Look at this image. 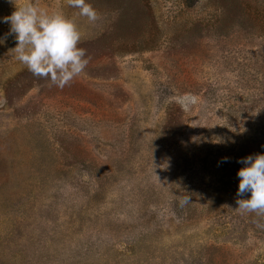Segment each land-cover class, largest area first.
I'll list each match as a JSON object with an SVG mask.
<instances>
[{
    "label": "rangeland",
    "instance_id": "obj_1",
    "mask_svg": "<svg viewBox=\"0 0 264 264\" xmlns=\"http://www.w3.org/2000/svg\"><path fill=\"white\" fill-rule=\"evenodd\" d=\"M32 2L89 62L56 87L0 22V264H264V216L236 208L237 161L264 153V0H87L95 22Z\"/></svg>",
    "mask_w": 264,
    "mask_h": 264
},
{
    "label": "clouds",
    "instance_id": "obj_2",
    "mask_svg": "<svg viewBox=\"0 0 264 264\" xmlns=\"http://www.w3.org/2000/svg\"><path fill=\"white\" fill-rule=\"evenodd\" d=\"M66 3L78 9V14L89 21L98 19L97 11L87 0H66ZM14 8L11 15L0 18V22L10 25L7 36H12L15 41L16 60L34 77L63 88L84 72L89 61L86 50L78 46L81 32L72 19L59 10L40 7L32 0ZM7 36L0 41L4 42ZM177 103L186 111L197 103V98L194 95L181 96ZM227 160L225 157L222 162ZM237 163L244 166L237 172L236 208L242 214L264 216V153L249 155ZM190 200V196H182L181 206Z\"/></svg>",
    "mask_w": 264,
    "mask_h": 264
},
{
    "label": "trees",
    "instance_id": "obj_3",
    "mask_svg": "<svg viewBox=\"0 0 264 264\" xmlns=\"http://www.w3.org/2000/svg\"><path fill=\"white\" fill-rule=\"evenodd\" d=\"M201 264H225V258H223L222 253L215 250L209 252L208 249H204L198 254Z\"/></svg>",
    "mask_w": 264,
    "mask_h": 264
}]
</instances>
